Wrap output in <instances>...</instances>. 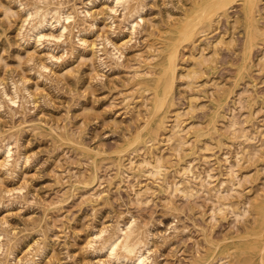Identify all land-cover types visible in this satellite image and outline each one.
<instances>
[{
	"label": "rangeland",
	"instance_id": "rangeland-1",
	"mask_svg": "<svg viewBox=\"0 0 264 264\" xmlns=\"http://www.w3.org/2000/svg\"><path fill=\"white\" fill-rule=\"evenodd\" d=\"M91 1L0 0V264H113L120 227L150 245L144 264H242L264 201V0L252 44L244 0L179 44L154 117L203 0ZM36 5L74 14L67 38L30 36Z\"/></svg>",
	"mask_w": 264,
	"mask_h": 264
},
{
	"label": "bare ground",
	"instance_id": "bare-ground-1",
	"mask_svg": "<svg viewBox=\"0 0 264 264\" xmlns=\"http://www.w3.org/2000/svg\"><path fill=\"white\" fill-rule=\"evenodd\" d=\"M113 1L115 3L116 9H117V6H121L119 8H123L124 7L123 5L126 2H127L126 3L127 5L131 3L130 0L129 1H127V0H112V2ZM135 1H137V0H135ZM232 1L233 0H203L201 3H198L196 5V7L192 11V13L189 15V16H192V18H196V19L190 20V18L188 16L185 19V21L176 29L177 38L175 40V44L169 48L168 55L166 56V58L162 62L160 77L155 82V87H154L155 88V95H154V99L152 102V113H153L152 115H153V117L155 114H157L158 112H160L164 108V106L166 105V102L171 98L172 93L174 91L175 84H176V73H177V68H178L177 62H178L179 48H180L179 44L181 42L183 44V41L185 43L187 40L192 39L193 36L196 35L195 34L196 29L198 28V26L202 22L214 20V18L217 17L221 11H225L227 9L228 4ZM43 2H44V0H43ZM91 2L92 1L90 0V3ZM128 2H130V3H128ZM132 2H134V1H132ZM257 2H258V0H244V3H243L244 12H245L247 23H248V32H249V37H250L249 38V44H252L253 37L258 35L257 22L255 20V7H256ZM21 5H22V3H21ZM125 7H124V9H125ZM129 7H130V5H128V7H126V10L127 9L129 10ZM135 7H138V5H136ZM28 8H30V7H28ZM49 8L48 9L43 8V7L41 8V7H38L37 5L32 6V9H30V11H29L30 12L29 18L32 19V17H33L35 19H34V23L31 27V29H28V30H30V32H29L30 36L32 38H37L39 41L42 40V42H44L45 39L43 37H45L47 35L44 33V31L48 27H50L54 30H59L61 33L62 39L67 38L64 36L67 34V30L71 24L68 27L67 26L68 24L65 25L63 23V20L69 21L71 19L72 20L75 19L73 17L74 14L67 13L66 11L67 10L70 11L69 9L65 10V12H61L59 10H56V11H54V12H56L54 15L55 16L54 20L53 19L51 20L49 17L51 15L52 11ZM60 8H58V9H60ZM136 9L138 10V8H136ZM28 10H26V12ZM62 11H63V8H62ZM133 11H135V9ZM139 13H141L140 10L137 12L136 15H139ZM132 16H134V15L132 14ZM140 19H141V17H140ZM26 20H27V22L26 21L25 22L28 23L29 20L28 19H26ZM68 21H65V23H67ZM133 22H136V21H133ZM133 22L130 21V23H133ZM30 25H31V23H30ZM135 27H137V25ZM134 29H136V28H134ZM68 33H70V32H68ZM51 36H53V34ZM57 37H59V36L57 35L54 38L57 39ZM46 38H48V37H46ZM51 39H53V37ZM58 40H60V39H58ZM49 41H51V40L49 39ZM29 42H30V40H29ZM40 43H38V44H40ZM41 45H43V43ZM116 47H114V48H116ZM118 52H119V50H118ZM115 55H117V53ZM117 56L120 58L119 55H117ZM144 80H145V78H144ZM0 86H1V84H0ZM16 89L18 90V88H16ZM4 90H1V91H4ZM16 92H18V91H16ZM15 94H17V93H14V95ZM18 94H19V92H18ZM6 95H4V97ZM17 95L15 96L16 99H18L17 97H20L19 96L20 94L18 96ZM16 99H13L11 97L10 100H8V99L7 100L10 101V103H11V101H12V103L13 102L15 103L16 101L18 102V100H16ZM152 119H151L150 123L152 122ZM147 121H146V124H147ZM8 145L12 146L11 144H7V145H5L6 148L5 147H4V149L0 148V152H2V153L4 152L5 154H7V156L9 157V160H10V158L12 159L11 154L14 151ZM7 160L8 159H6V161ZM257 211H258V215H259V221H258L257 226H256V231L249 232L250 233L249 236L250 237L255 236V239L249 240L243 246L237 247L238 249H240L239 250L240 252L246 253L249 257L246 259V261L241 260L240 262H243L242 264H254L253 259L255 257H259L260 262H261L260 264H264V201L260 205L257 206ZM129 227L132 228L133 225L128 226L127 228L129 229ZM122 228L123 227H120V229H119L120 233L119 234L114 235L112 238H109L108 241H106V243H104V244L102 243L103 252L105 251V253L106 252L108 253V256L111 257V259L114 261L113 264H144V263H146V261H150L149 259H151V257H150L151 251L149 252V250H148V248H149L148 246H150V245H147V242L145 243V241L143 240V238H141V236H140V238H135L134 234L137 233L135 230H133V231H135V233H133L132 230L127 229L128 231H124V229H122ZM132 229H134V227ZM117 230H118V228H117ZM100 236L103 237L102 235H100ZM103 238H100L99 240H101V239L103 240ZM144 238H146V237H144ZM104 241H105V239H104ZM100 246L98 248H100ZM108 264H111V263H108Z\"/></svg>",
	"mask_w": 264,
	"mask_h": 264
}]
</instances>
